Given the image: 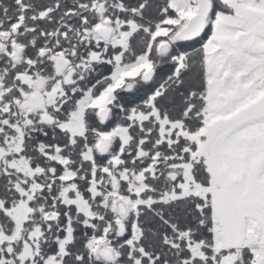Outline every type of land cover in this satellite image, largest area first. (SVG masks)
<instances>
[{"label":"snow or ice","instance_id":"6c2138e0","mask_svg":"<svg viewBox=\"0 0 264 264\" xmlns=\"http://www.w3.org/2000/svg\"><path fill=\"white\" fill-rule=\"evenodd\" d=\"M0 264H264V0H0Z\"/></svg>","mask_w":264,"mask_h":264}]
</instances>
